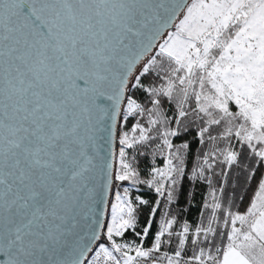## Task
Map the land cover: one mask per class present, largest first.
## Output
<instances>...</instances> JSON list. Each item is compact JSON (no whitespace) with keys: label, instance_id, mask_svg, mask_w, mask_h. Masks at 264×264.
Segmentation results:
<instances>
[{"label":"snow or ice","instance_id":"1","mask_svg":"<svg viewBox=\"0 0 264 264\" xmlns=\"http://www.w3.org/2000/svg\"><path fill=\"white\" fill-rule=\"evenodd\" d=\"M0 252L264 264V0H0Z\"/></svg>","mask_w":264,"mask_h":264},{"label":"trees","instance_id":"2","mask_svg":"<svg viewBox=\"0 0 264 264\" xmlns=\"http://www.w3.org/2000/svg\"><path fill=\"white\" fill-rule=\"evenodd\" d=\"M187 191L189 190V189H186ZM192 191H194L195 192V202H196V205H197V207H193L192 209H191V212L188 214V218L189 219H194L195 218V216H196V213H197V211H198V205H199V203H200V198H201V193H202V191H203V188H202V186L200 187V188H198L197 186L194 188V189H192ZM145 197H147V196H145ZM148 198V197H147ZM148 199H150V198H148ZM151 200V199H150ZM184 200V197L183 196H181V201H183ZM181 201H180V205L182 206V205H184V202L183 203H181ZM145 211L142 213V215H141V218H140V223L141 224H144V222H145V220H146V217H147V214H148V209L147 208H145L144 209ZM182 215H183V213H182ZM154 230V229H153Z\"/></svg>","mask_w":264,"mask_h":264},{"label":"rangeland","instance_id":"3","mask_svg":"<svg viewBox=\"0 0 264 264\" xmlns=\"http://www.w3.org/2000/svg\"><path fill=\"white\" fill-rule=\"evenodd\" d=\"M193 148H195V145L193 144ZM198 188H200L201 186L200 185H196ZM186 189H188V185H187V183L185 184V191H187ZM142 195L145 197V196H147L148 198H150L151 200H153L154 199V196L150 193V192H148V191H144L143 193H142ZM180 201H181V199H180ZM184 202V200L183 201H181V203H183ZM145 210L143 209V212H144Z\"/></svg>","mask_w":264,"mask_h":264},{"label":"water","instance_id":"4","mask_svg":"<svg viewBox=\"0 0 264 264\" xmlns=\"http://www.w3.org/2000/svg\"><path fill=\"white\" fill-rule=\"evenodd\" d=\"M5 256L2 252H0V264H4Z\"/></svg>","mask_w":264,"mask_h":264}]
</instances>
